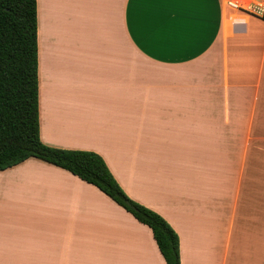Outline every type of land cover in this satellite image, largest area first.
Listing matches in <instances>:
<instances>
[{
  "label": "crops",
  "instance_id": "crops-1",
  "mask_svg": "<svg viewBox=\"0 0 264 264\" xmlns=\"http://www.w3.org/2000/svg\"><path fill=\"white\" fill-rule=\"evenodd\" d=\"M38 126L93 151L180 264H264V19L226 0H36ZM0 264H166L151 229L30 157L0 170Z\"/></svg>",
  "mask_w": 264,
  "mask_h": 264
},
{
  "label": "trees",
  "instance_id": "trees-1",
  "mask_svg": "<svg viewBox=\"0 0 264 264\" xmlns=\"http://www.w3.org/2000/svg\"><path fill=\"white\" fill-rule=\"evenodd\" d=\"M37 95L36 0H0V170L34 157L69 171L147 225L166 264H180L177 233L127 196L100 155L41 141Z\"/></svg>",
  "mask_w": 264,
  "mask_h": 264
},
{
  "label": "built area",
  "instance_id": "built-area-1",
  "mask_svg": "<svg viewBox=\"0 0 264 264\" xmlns=\"http://www.w3.org/2000/svg\"><path fill=\"white\" fill-rule=\"evenodd\" d=\"M226 5L257 17L264 15V0H226Z\"/></svg>",
  "mask_w": 264,
  "mask_h": 264
}]
</instances>
